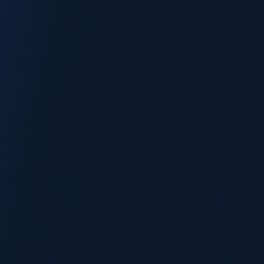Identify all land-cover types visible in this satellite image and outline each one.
Segmentation results:
<instances>
[{
  "label": "water",
  "instance_id": "water-1",
  "mask_svg": "<svg viewBox=\"0 0 264 264\" xmlns=\"http://www.w3.org/2000/svg\"><path fill=\"white\" fill-rule=\"evenodd\" d=\"M0 264H264V0H0Z\"/></svg>",
  "mask_w": 264,
  "mask_h": 264
}]
</instances>
